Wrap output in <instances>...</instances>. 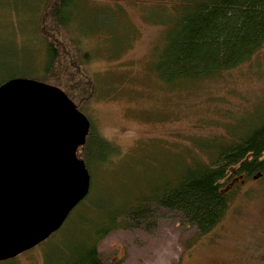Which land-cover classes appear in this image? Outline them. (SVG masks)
I'll return each instance as SVG.
<instances>
[{
  "label": "rangeland",
  "instance_id": "rangeland-1",
  "mask_svg": "<svg viewBox=\"0 0 264 264\" xmlns=\"http://www.w3.org/2000/svg\"><path fill=\"white\" fill-rule=\"evenodd\" d=\"M47 2L0 0V83L42 76L40 21ZM176 2L82 0L67 30L90 57L83 68L96 86L82 112L115 150L91 169L93 197L111 208L171 181L177 156L188 157L192 139L248 129L264 118V44L249 62L215 78L167 85L157 76ZM232 186L228 210L208 235L200 237L180 213L152 204L138 227L125 220L126 227L98 244L103 263L264 264V178ZM79 231L65 233L64 241H76ZM44 243L0 264H46L53 249Z\"/></svg>",
  "mask_w": 264,
  "mask_h": 264
},
{
  "label": "trees",
  "instance_id": "trees-1",
  "mask_svg": "<svg viewBox=\"0 0 264 264\" xmlns=\"http://www.w3.org/2000/svg\"><path fill=\"white\" fill-rule=\"evenodd\" d=\"M79 2L48 0L40 21L45 64L42 76L34 80L59 88L82 112V104L94 97L96 86L83 68V60L90 57L68 36ZM171 10V27L154 67L167 85L229 73L249 62L264 44V0H177ZM192 142L187 158L177 156L175 177L141 199L111 208L97 203L91 190L64 226L44 243L53 249L46 264H104L98 244L126 227L125 220L138 227L150 215L152 204L180 213L200 237L212 232L228 210L235 192L232 185L264 178V118L248 129L221 131ZM114 152L109 140L91 125L77 155L91 175V169L107 163ZM78 229L82 233L76 241H64L65 233L76 236Z\"/></svg>",
  "mask_w": 264,
  "mask_h": 264
},
{
  "label": "water",
  "instance_id": "water-1",
  "mask_svg": "<svg viewBox=\"0 0 264 264\" xmlns=\"http://www.w3.org/2000/svg\"><path fill=\"white\" fill-rule=\"evenodd\" d=\"M90 128L59 88L29 78L0 85V262L46 242L89 196L77 152Z\"/></svg>",
  "mask_w": 264,
  "mask_h": 264
}]
</instances>
